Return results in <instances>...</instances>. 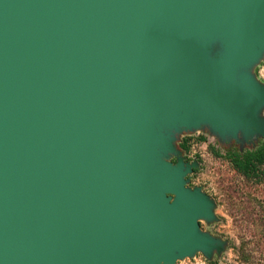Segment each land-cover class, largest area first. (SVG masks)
<instances>
[{"label": "water", "instance_id": "obj_1", "mask_svg": "<svg viewBox=\"0 0 264 264\" xmlns=\"http://www.w3.org/2000/svg\"><path fill=\"white\" fill-rule=\"evenodd\" d=\"M263 58L264 0H0V264L220 253L176 140L264 139Z\"/></svg>", "mask_w": 264, "mask_h": 264}, {"label": "rangeland", "instance_id": "obj_2", "mask_svg": "<svg viewBox=\"0 0 264 264\" xmlns=\"http://www.w3.org/2000/svg\"><path fill=\"white\" fill-rule=\"evenodd\" d=\"M254 72L264 83V58ZM264 115V109L262 111ZM262 139L241 142L221 140L207 128L183 131L176 146L186 161L197 162L188 175L190 187L199 186L215 202L213 220L200 219V227L226 241L211 257L198 251L176 264H264V183L247 179L228 158V150L256 147ZM177 156L170 157L176 161Z\"/></svg>", "mask_w": 264, "mask_h": 264}, {"label": "trees", "instance_id": "obj_3", "mask_svg": "<svg viewBox=\"0 0 264 264\" xmlns=\"http://www.w3.org/2000/svg\"><path fill=\"white\" fill-rule=\"evenodd\" d=\"M227 155L239 173L247 179L264 183V139L252 149L233 148L228 150Z\"/></svg>", "mask_w": 264, "mask_h": 264}]
</instances>
